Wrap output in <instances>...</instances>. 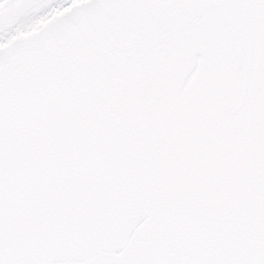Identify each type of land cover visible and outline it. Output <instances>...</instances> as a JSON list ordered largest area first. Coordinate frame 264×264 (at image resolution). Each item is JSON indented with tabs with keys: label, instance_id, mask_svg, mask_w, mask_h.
I'll use <instances>...</instances> for the list:
<instances>
[{
	"label": "snow or ice",
	"instance_id": "1",
	"mask_svg": "<svg viewBox=\"0 0 264 264\" xmlns=\"http://www.w3.org/2000/svg\"><path fill=\"white\" fill-rule=\"evenodd\" d=\"M0 264H264V0H0Z\"/></svg>",
	"mask_w": 264,
	"mask_h": 264
}]
</instances>
